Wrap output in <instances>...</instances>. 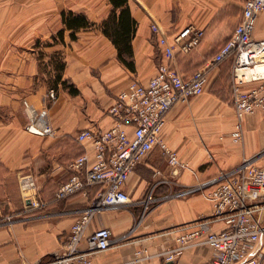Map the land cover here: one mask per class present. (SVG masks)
Returning <instances> with one entry per match:
<instances>
[{
  "label": "crops",
  "instance_id": "crops-1",
  "mask_svg": "<svg viewBox=\"0 0 264 264\" xmlns=\"http://www.w3.org/2000/svg\"><path fill=\"white\" fill-rule=\"evenodd\" d=\"M245 2L129 0L138 23L132 71L119 61L116 47L99 27L111 11L108 0L99 6L92 0H0V264H37L66 251L73 224L100 190L55 197L75 173L71 163L92 153L91 145L79 143L77 136L88 128H110L114 121L108 109L115 97L135 80L147 83L167 61L158 38L172 37L189 25L203 29L204 40L189 55L177 53L173 66L186 78L204 71L208 85L203 95L173 107L162 133L185 166L173 175L157 147L125 187L132 204L97 213L81 248L86 249L87 237L96 230L108 228L113 247L93 257V264L125 263L136 260L137 253L136 264H211L213 251L207 245H192L169 262L160 252L179 246L180 229L214 218L209 193L224 175L245 161L264 167V113L248 115L243 142H234L233 61L213 63L241 23ZM63 12L83 13L97 26L68 30ZM61 30L63 43L54 40ZM255 37L264 39V13L257 19ZM62 60L66 66L59 81ZM65 80L79 90L77 95L64 86ZM25 102L37 111L47 110L54 136L26 130ZM156 171L162 174L156 176ZM28 174L37 181L39 208L30 206L20 187L21 177ZM226 228L222 221L210 224L213 231Z\"/></svg>",
  "mask_w": 264,
  "mask_h": 264
},
{
  "label": "built area",
  "instance_id": "built-area-1",
  "mask_svg": "<svg viewBox=\"0 0 264 264\" xmlns=\"http://www.w3.org/2000/svg\"><path fill=\"white\" fill-rule=\"evenodd\" d=\"M263 13L264 0H246L241 23L213 59L216 64L226 59L233 61L232 103L238 123L232 137L236 143L244 140V119L257 112L264 113V39L255 37L257 19ZM154 31L159 33V27L154 26ZM204 37L205 31L193 25L172 37L162 34L158 43L167 61L157 74L147 83L133 81L115 97L108 109L114 121L110 128L93 127L79 133L78 142L90 144L92 153L87 152L71 163L75 173L57 189L55 197L63 200L87 193L90 188L99 187L100 190L73 224L66 251L37 264H93V257L110 250L113 239L108 228H100L88 236L87 247L82 249L86 231L100 211L132 204L125 187L137 166L157 147L167 156L173 175L185 166L178 152L164 141L162 133L175 105L189 102L206 91L208 76L204 71L186 78L173 66L177 53L191 54L200 47ZM256 82L258 86L245 89L247 84ZM55 97L52 90L50 98ZM25 109L28 132L42 137L54 136L55 129L47 110L37 111L28 102H25ZM161 174V171L155 173L156 176ZM20 187L31 207L42 206L36 199L38 185L33 175L22 176ZM209 197L214 206V218L180 229L176 238L179 246L160 252V256L168 262L175 261L183 250L198 243L213 251L211 264H264V167L245 161L235 171L224 175V180L213 188ZM150 200L151 197L146 208ZM214 220L224 222L227 228L211 230ZM139 261L140 253H137L136 260L119 264Z\"/></svg>",
  "mask_w": 264,
  "mask_h": 264
},
{
  "label": "trees",
  "instance_id": "trees-1",
  "mask_svg": "<svg viewBox=\"0 0 264 264\" xmlns=\"http://www.w3.org/2000/svg\"><path fill=\"white\" fill-rule=\"evenodd\" d=\"M112 8L108 17L99 25L104 35L109 38L118 51V59L128 69L135 70L134 52H133V38L137 32V21L133 18L131 9L129 7V0H108ZM63 24L66 29L74 32L82 29L94 28L96 23L89 20V18L81 13L63 12ZM65 30H61L54 40L64 42ZM71 38L76 39V34L73 33ZM65 62L62 60L59 65V74L56 80H62V74L65 69ZM66 88L73 95H77L79 90L68 81H63Z\"/></svg>",
  "mask_w": 264,
  "mask_h": 264
},
{
  "label": "rangeland",
  "instance_id": "rangeland-1",
  "mask_svg": "<svg viewBox=\"0 0 264 264\" xmlns=\"http://www.w3.org/2000/svg\"><path fill=\"white\" fill-rule=\"evenodd\" d=\"M92 1H95V5H97V6L101 5V0H92Z\"/></svg>",
  "mask_w": 264,
  "mask_h": 264
},
{
  "label": "bare ground",
  "instance_id": "bare-ground-1",
  "mask_svg": "<svg viewBox=\"0 0 264 264\" xmlns=\"http://www.w3.org/2000/svg\"><path fill=\"white\" fill-rule=\"evenodd\" d=\"M261 70V69H260Z\"/></svg>",
  "mask_w": 264,
  "mask_h": 264
}]
</instances>
